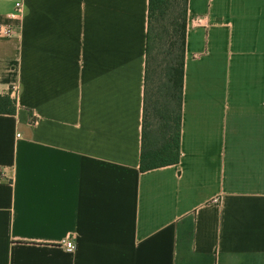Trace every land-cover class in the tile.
<instances>
[{
  "label": "crops",
  "instance_id": "0c3cea01",
  "mask_svg": "<svg viewBox=\"0 0 264 264\" xmlns=\"http://www.w3.org/2000/svg\"><path fill=\"white\" fill-rule=\"evenodd\" d=\"M23 1L0 264H264V0H188L180 161L146 172L149 0Z\"/></svg>",
  "mask_w": 264,
  "mask_h": 264
},
{
  "label": "trees",
  "instance_id": "16d2710c",
  "mask_svg": "<svg viewBox=\"0 0 264 264\" xmlns=\"http://www.w3.org/2000/svg\"><path fill=\"white\" fill-rule=\"evenodd\" d=\"M182 17L166 18L170 0H149V22L146 46L145 103L140 170L142 172L170 166L180 161L184 62L188 27V0H183ZM179 49L176 50V39ZM162 50L164 52H162ZM163 63L162 100L153 103L150 82L156 68ZM157 111L160 126L155 131L148 125V113ZM15 101L0 96V113L14 114Z\"/></svg>",
  "mask_w": 264,
  "mask_h": 264
},
{
  "label": "rangeland",
  "instance_id": "374dc122",
  "mask_svg": "<svg viewBox=\"0 0 264 264\" xmlns=\"http://www.w3.org/2000/svg\"><path fill=\"white\" fill-rule=\"evenodd\" d=\"M183 5H184L183 0H170V8L166 15L167 20L173 18L174 20L178 19L179 22V18L182 17ZM178 49H179V40L177 38L176 48H174V50H176L175 53L178 52ZM162 52L164 51L162 50ZM162 67H163V63L159 65L158 69L156 68V72L150 82V87H149L150 96H151V100H153V103L155 102V100L156 103L162 100L163 92L161 91V85H160L162 80L164 79V74H162ZM157 114L158 113L156 110L155 111L150 110V112L148 113V125L150 126V129L155 132L160 126L159 117Z\"/></svg>",
  "mask_w": 264,
  "mask_h": 264
},
{
  "label": "built area",
  "instance_id": "2783aa9c",
  "mask_svg": "<svg viewBox=\"0 0 264 264\" xmlns=\"http://www.w3.org/2000/svg\"><path fill=\"white\" fill-rule=\"evenodd\" d=\"M26 16V6L23 0H19L15 3L13 11L8 15L10 22L8 24H0V40L12 39L20 36V30L22 28V22ZM200 24H205V19H201ZM13 95H17L18 86L12 87ZM64 247L68 252H74L76 244L73 239H69L64 242Z\"/></svg>",
  "mask_w": 264,
  "mask_h": 264
}]
</instances>
